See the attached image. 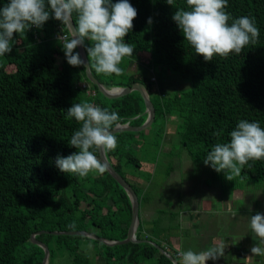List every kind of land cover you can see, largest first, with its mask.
<instances>
[{
  "label": "trees",
  "instance_id": "1",
  "mask_svg": "<svg viewBox=\"0 0 264 264\" xmlns=\"http://www.w3.org/2000/svg\"><path fill=\"white\" fill-rule=\"evenodd\" d=\"M8 2L0 0V7ZM129 3L138 15L124 42L149 54V67L142 71L137 67L130 74L134 59L125 57L119 65L124 73L119 77L96 73L94 68L92 72L106 88L141 85L156 109L149 129L115 134L117 147L106 153L137 193L141 211L146 185L139 182L153 180L146 164L149 157L155 164L162 158L167 116L179 118L177 134L197 163L216 143L230 142L229 134L240 120L259 121L264 128V0H228L226 11L233 19L255 18L260 30L258 43L245 46L239 55H216L209 62L196 55L172 20L176 10H189L186 0H174L172 6L166 0ZM72 19L75 23V13ZM62 31L69 35L66 25L50 18L42 28L14 34L13 51L0 57V264H42L44 249L31 240L42 231H89L109 241L128 238L132 202L112 175L93 171L81 178L62 173L55 160L76 151L68 143L82 122L67 118L66 110L73 103L87 101L116 111L122 122L138 117L130 124L137 127L148 117L146 105L137 91L119 99L101 95L84 67L67 63L57 41ZM87 46L90 42L85 40ZM153 66L178 74L190 88L164 91L168 85L157 80ZM249 165L239 178L263 182L264 158L249 161ZM36 239L49 247V264H95L97 258L105 264H143L154 259L158 264H174L153 240L107 246L85 236L42 233ZM137 239L145 240L141 217Z\"/></svg>",
  "mask_w": 264,
  "mask_h": 264
},
{
  "label": "clouds",
  "instance_id": "2",
  "mask_svg": "<svg viewBox=\"0 0 264 264\" xmlns=\"http://www.w3.org/2000/svg\"><path fill=\"white\" fill-rule=\"evenodd\" d=\"M186 2L189 10H176L172 20L196 55L202 56L206 62L212 61L216 55H239L245 46L258 43L260 30L255 18L245 15L233 19L226 11L228 0ZM166 3L172 6L174 0H166ZM73 13L77 17L74 28L71 26ZM137 15V9L129 0L116 3L112 0H9L0 7V57L13 51L14 34L25 35L32 27L42 28L52 18L68 27L69 35L62 31L57 41L70 66L84 67L89 71L94 68L96 73H114L119 77L124 73L119 66L123 58L132 57L134 53L135 46L125 43L124 38L133 29ZM147 22L151 25L152 19ZM85 40L90 42V46L85 47L87 64L75 51L85 46ZM66 113L67 118H75L82 124L68 143L76 151L67 157L57 156L55 165L62 173L77 174L81 178L93 171L99 174L106 172L105 163L96 153L106 154L116 149L118 141L113 130L126 127L138 118L122 122L116 111L87 101L73 103ZM229 135L230 142L216 143L203 162L217 173H223L227 181H233L241 177V171L249 161L264 158V128L259 121L240 120ZM242 219L259 238V245L250 248V257H264V214L256 212ZM70 227L74 228L75 224ZM223 254L222 246L198 252L189 249L180 252V259L174 264H207V261H215Z\"/></svg>",
  "mask_w": 264,
  "mask_h": 264
},
{
  "label": "crops",
  "instance_id": "3",
  "mask_svg": "<svg viewBox=\"0 0 264 264\" xmlns=\"http://www.w3.org/2000/svg\"><path fill=\"white\" fill-rule=\"evenodd\" d=\"M130 58L134 59L130 74L134 73L137 67L141 70L147 69L150 65L149 54L134 50ZM155 76L159 81V77L156 74ZM148 77L151 79L152 75L149 73ZM164 91L174 90L164 88ZM179 122L177 116L169 115L165 119L166 136L162 149L164 155H169L173 150V138L170 137L176 134ZM171 125H175V129H171ZM146 165L147 171H154L153 160H148ZM139 184L146 185L140 211L144 241L157 242L159 245L153 243L156 248H161L172 257L178 255L176 260L180 259V252L189 249L198 252L208 247L222 246L224 250L228 248L238 250L242 245L240 238H237L239 234H245L247 237L251 234L247 221L242 217L254 215L256 212L264 214V193H259L262 195L251 199L242 189L234 188L232 192L224 187L222 190L206 187L205 192L201 194H194L192 190L185 192L183 196L178 193L166 194L174 201V204L168 208L163 202L165 194L161 200L156 198V201L150 196L151 182H139ZM193 200L196 201L195 204ZM157 202L161 205L158 206ZM249 206H251V212H249ZM207 262L222 264L220 258ZM260 262L264 264V258H261ZM95 264H105V262L102 258H97ZM143 264H158V260L145 261Z\"/></svg>",
  "mask_w": 264,
  "mask_h": 264
},
{
  "label": "rangeland",
  "instance_id": "4",
  "mask_svg": "<svg viewBox=\"0 0 264 264\" xmlns=\"http://www.w3.org/2000/svg\"><path fill=\"white\" fill-rule=\"evenodd\" d=\"M153 68L160 81L168 85L166 86L167 89L185 91L190 88V85L183 82L178 74L171 72L167 68L161 66H153ZM171 126V129L176 127L175 125ZM176 128L178 129V126ZM170 138H173V150L169 155H164L155 164L152 172L153 180L149 192L153 200L156 201V198L161 200L165 194V201L163 202L169 208L171 204H174V201L166 194L178 193L183 196L186 194L185 192L190 190L194 191V194H201L205 192L206 187L217 188L218 190H222L224 187L232 192L234 188L242 189L251 199L262 195L259 193H264V181L245 182L239 177L233 181H227L223 173H217L210 166H205L203 160L198 163L192 162L177 132ZM148 159L152 160L153 158L149 157ZM157 205L160 206L161 203L157 202Z\"/></svg>",
  "mask_w": 264,
  "mask_h": 264
},
{
  "label": "water",
  "instance_id": "5",
  "mask_svg": "<svg viewBox=\"0 0 264 264\" xmlns=\"http://www.w3.org/2000/svg\"><path fill=\"white\" fill-rule=\"evenodd\" d=\"M73 24L71 25L74 28V21L72 19ZM68 28V27H67ZM78 52L80 53L81 57L85 60L87 64V52L85 51L84 46H80L77 48ZM86 76L89 79V81L96 85L100 94L103 95L107 99H119L121 97H124L128 94H130L133 91H137L141 94L142 98L144 99L145 105H146V113L148 114V117L143 125L141 126H131L128 125L126 127H121L118 129H114V134L121 133V132H140L149 129L156 119V109L154 107V104L150 98V95L148 91L142 87L139 84H134L131 87L126 88H106L93 74L92 70H86ZM118 89L119 92L115 94H110V90ZM101 161L105 163L107 172L112 175V177L126 190L128 193L130 200L132 202L133 207V217L132 222L129 228L128 232V238L124 241H109L107 239H103L98 237L96 234L89 232V231H75V232H48V231H42L36 234H33L31 237V240L42 247L45 252V256L43 259L42 264H49L50 261V249L49 247L44 244L43 242H40L36 239L37 235H40L42 233H48L53 235H67V236H85L91 239L98 240L102 243H104L107 246H115V245H123L128 243H140L145 241H140L137 239V230L138 226L140 224V201L137 193L133 189V187L115 170V168L112 166V164L109 162L106 154L99 152ZM240 240L242 241V245L238 248H228L227 250H224V254L220 257L222 260V264H261L260 260L264 257H250L252 254L250 252V248L253 245H259V238L256 237V234L254 232H251L250 237H247L245 234H239ZM158 249L167 256L173 263L174 261H177L174 257L171 255H168L165 251H163L161 248L158 247ZM249 257V258H248Z\"/></svg>",
  "mask_w": 264,
  "mask_h": 264
},
{
  "label": "bare ground",
  "instance_id": "6",
  "mask_svg": "<svg viewBox=\"0 0 264 264\" xmlns=\"http://www.w3.org/2000/svg\"><path fill=\"white\" fill-rule=\"evenodd\" d=\"M120 90H118V89H113V90H110V94H115V93H117V92H119Z\"/></svg>",
  "mask_w": 264,
  "mask_h": 264
},
{
  "label": "built area",
  "instance_id": "7",
  "mask_svg": "<svg viewBox=\"0 0 264 264\" xmlns=\"http://www.w3.org/2000/svg\"><path fill=\"white\" fill-rule=\"evenodd\" d=\"M152 80L155 81L156 79L153 77ZM83 86L87 87V85H85V84ZM207 264H208V262H207Z\"/></svg>",
  "mask_w": 264,
  "mask_h": 264
}]
</instances>
